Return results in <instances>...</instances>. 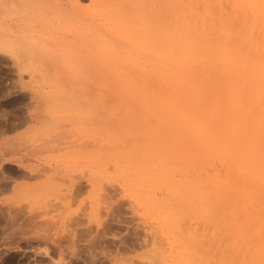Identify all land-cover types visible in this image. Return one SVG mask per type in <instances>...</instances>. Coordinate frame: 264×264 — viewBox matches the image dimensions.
Here are the masks:
<instances>
[{"label":"rangeland","instance_id":"obj_1","mask_svg":"<svg viewBox=\"0 0 264 264\" xmlns=\"http://www.w3.org/2000/svg\"><path fill=\"white\" fill-rule=\"evenodd\" d=\"M94 11V0H0V231L3 236L0 264L9 256L24 260V264H183L187 252L184 242L189 239L184 240L182 235L189 230L198 236L195 239L199 242L194 240L196 244L191 245L193 251L197 248L196 253L202 251L201 256L207 252V255L216 254L220 245L222 251L218 248L216 257L224 252V256L230 255L229 259L248 261L246 244L255 237L256 226L253 220L249 224L247 218L264 215V187L257 175L254 183L262 186L263 192L259 191L252 200L257 199L251 208L253 214L248 213L245 186L231 189L221 186L214 192L219 197H213L210 205L213 208L207 214L192 209L194 215L191 208L187 211L186 206H177L170 186L154 184V167L160 158L154 154L150 122L155 124V118L150 109L141 102L126 99L117 103L115 99L126 98L128 94L114 87L98 92L107 101L94 108L95 114H89L83 102H79L78 96L91 97L94 81L89 83L79 78L81 85L80 82L75 85L76 79L60 70V60L88 47L93 55L102 57L105 45L116 49H122L119 44L123 45L112 36L102 14ZM255 28L253 33L257 37H253L260 38L262 30ZM255 63L264 68L262 60ZM261 73L252 74L248 88L253 83L257 86L256 90V86L250 87L256 96L252 99V94L249 95L252 111L256 113L251 119L255 121L262 109L258 121L264 122V71ZM210 89H214L213 85ZM219 92L215 94H219L222 104L224 91ZM137 96L151 94L143 91ZM232 111L234 115L235 110ZM251 119L248 118L250 122ZM175 144L172 161L176 159L173 165L179 166L183 164L184 144L182 141ZM187 145L190 148L196 143ZM258 147L257 157L263 152V147ZM163 156L162 159H170ZM211 157V163L206 165L207 173L204 171L206 177L217 171L231 175L227 164ZM177 168L173 176L179 180L183 178L182 166ZM233 177L237 178V174ZM183 207L188 216L182 215ZM15 208L21 210L23 217L6 224ZM198 215L203 218L208 215V219L201 220ZM218 217L229 220L226 232L225 225L222 229L215 222ZM233 217L238 223L247 222L244 227L253 232L248 236L250 240L244 234L240 235L244 239L238 237V242L233 241V236H239L237 228L231 226V222H236Z\"/></svg>","mask_w":264,"mask_h":264},{"label":"bare ground","instance_id":"obj_2","mask_svg":"<svg viewBox=\"0 0 264 264\" xmlns=\"http://www.w3.org/2000/svg\"><path fill=\"white\" fill-rule=\"evenodd\" d=\"M94 4V12L102 14L107 22L106 27L113 34L111 35L119 39L118 41H122L123 45L119 44L122 49L120 47L118 49L124 54L116 49V46L107 44L102 57L93 55L88 47L89 49L73 53L60 60L62 66L60 70L63 73L70 74L76 81L84 78L89 83L95 82H93L94 90L92 89L91 92L94 91L97 95L94 96V92L91 97L81 95L78 96L80 100L78 101L83 102L88 113L92 114L95 112L94 108L107 101L106 97L99 96L98 92H107L114 87L117 91L128 94L126 98L115 99L117 103L125 99L143 103V107L150 109L155 118V124L150 122L154 154L160 158L158 166L154 167L155 186L165 184L170 186L174 192L172 197L174 196L175 201L177 200V206H186L187 211L191 208V213H194L192 209L196 212L198 209L200 214L201 210L202 213L207 214L210 207L213 208L210 206L213 197L217 195L219 197V193L215 196L214 192L220 190L221 186H227L230 189L233 186L237 188L245 186L243 188L247 191V193L244 192L248 199L247 196L245 198L249 202L247 206L250 205L248 213L251 214L252 206L255 207L257 199L254 202L252 200L258 196L257 193L261 191L262 186L264 187V124H261L262 120V122L258 121L262 109L259 110V114L257 113L255 121L251 119L256 117V113L252 111L253 106L250 99L256 98L252 90H256L257 86L253 83L250 87H256L254 89L249 87L253 93L248 88L250 85L248 81L252 79L254 71L256 72L259 68V64L255 62L260 63L262 60L264 65V0H94ZM254 26L261 28L260 38H254L257 37L254 36L255 32L253 33L256 29ZM261 67L259 68L261 70L258 69V73L254 75L264 71ZM220 74L226 78L220 77ZM101 77L102 80L99 79ZM76 81H74L75 85L80 82ZM212 85L216 90L210 89ZM218 90L224 91V94L221 93L222 97L224 95L222 104L219 103ZM143 91L151 96H137ZM167 93L172 95H166ZM243 96L246 99H243ZM257 97L261 98V96ZM246 105L252 109L248 111ZM232 110H235L237 114L235 115L234 111L233 115ZM251 111L255 114L254 117ZM243 112L247 115L245 116ZM239 113H243L244 117ZM249 113L251 117H248ZM238 114L243 119L240 118V120ZM248 118L252 121L250 122ZM179 141L184 144L182 158L180 157L183 164L180 162L181 165L177 166L175 163L174 166L173 162L176 159L172 161L173 151L175 149L178 151L175 143ZM189 142L196 143V145L189 148L187 145ZM258 146L263 147L262 153V150H259L261 153L259 157H257L259 152L255 151L259 149ZM163 155L170 156V159H162ZM211 155L215 160L227 164L231 175H221L217 171L214 175L212 174V177H206V165H209L213 159ZM181 166L180 171H182L181 177L183 178L176 180L173 173L179 169L177 167ZM208 174L211 176L210 173ZM234 174H237V178L233 177ZM255 175L259 177L261 187H257L259 184L254 183V177L257 178ZM211 188H214V194H211ZM262 203L264 211V199ZM20 209L15 208L13 214L7 217L6 224H13L23 217L19 213L22 210ZM173 209L175 211L176 208ZM184 209L185 207H183L182 215L188 216ZM203 215H200L201 217L198 215V217L202 220ZM206 217L203 220H207ZM223 217H218L215 221L222 229L224 225L225 227L229 225L227 217L225 219ZM262 217L264 215H261V218L258 215L257 220L255 215L247 218L249 224L251 220L255 223L256 227L251 223L256 228L254 229L255 237L252 236V229L247 230L244 227V224L247 226L246 221L242 224L243 221L239 218L242 222L238 223L237 218L233 217L236 222L230 224L237 228L236 232L239 234V236H233V241H237L238 237L244 239L242 237L244 234L249 240L252 236L251 242H246L248 243L246 244L247 252L250 255L248 261L229 259L230 255L228 258L227 255L224 256V252L216 257L219 252L218 248L222 251L218 244L217 250L215 249L216 254L213 255L211 252L212 255H207V252L204 253L205 256H201L202 251L196 253L197 248L193 251V246L197 241L199 242L196 240L198 236H194L195 233L189 230L187 234L193 233L194 235L189 234L190 237H188L186 232L182 235L184 240L186 237V241L189 239V242H184L187 252L185 251L183 264H264V218ZM172 220L174 221V218ZM226 230L227 227L225 232ZM257 230H260L259 233H256ZM1 233L0 231V237H3ZM4 239L7 238L4 237ZM194 240H196L195 243ZM189 246L192 248L190 249ZM223 246L226 247V245ZM189 250L192 252L189 253ZM3 264H24V260L9 256Z\"/></svg>","mask_w":264,"mask_h":264}]
</instances>
